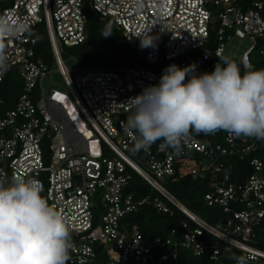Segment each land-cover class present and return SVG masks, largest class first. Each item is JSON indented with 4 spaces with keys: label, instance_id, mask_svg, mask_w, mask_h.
<instances>
[{
    "label": "built area",
    "instance_id": "obj_1",
    "mask_svg": "<svg viewBox=\"0 0 264 264\" xmlns=\"http://www.w3.org/2000/svg\"><path fill=\"white\" fill-rule=\"evenodd\" d=\"M0 7V16L28 29L6 41L8 68L0 72V89L9 68L17 67L23 77L12 109H5L0 97V180L42 182V195L71 231L74 247L67 264H177L178 247L213 262L231 253L247 264H264V249L253 244L258 229L264 230V165L252 158L251 173L241 181L226 171L228 159L243 160L254 151V139L225 132L224 141L208 143L206 136L190 135L179 152L162 147V141L134 152L136 133L121 127L130 100L158 84L169 65L195 64L197 74L210 73L238 37L251 42L235 61L245 71L257 44L264 48V1L240 6L237 0H0ZM89 9L109 18L142 61L115 67L75 61L69 67L68 49L88 38ZM40 25L50 45L47 61L36 58ZM47 78L53 83L49 90ZM187 153L196 155L187 161ZM185 163L193 179L208 181L204 200L222 210L223 220L203 221L160 183ZM228 168L233 170L232 164ZM133 173L158 194L128 192ZM147 205L171 215L174 206L197 227L184 222L180 242H147L136 226L124 231L122 218ZM156 248L165 251L157 256Z\"/></svg>",
    "mask_w": 264,
    "mask_h": 264
},
{
    "label": "clouds",
    "instance_id": "obj_2",
    "mask_svg": "<svg viewBox=\"0 0 264 264\" xmlns=\"http://www.w3.org/2000/svg\"><path fill=\"white\" fill-rule=\"evenodd\" d=\"M26 31L25 24L0 16V72L8 68L6 41ZM218 58L210 73L197 74L195 64L169 65L158 84L130 100V115L121 127L136 133L134 152L147 151L157 141L179 152L192 132L224 130L264 140V68L245 61L242 74L229 56ZM43 191L35 178L0 180V264H67L74 247L71 231ZM233 259L247 264L244 256Z\"/></svg>",
    "mask_w": 264,
    "mask_h": 264
},
{
    "label": "trees",
    "instance_id": "obj_3",
    "mask_svg": "<svg viewBox=\"0 0 264 264\" xmlns=\"http://www.w3.org/2000/svg\"><path fill=\"white\" fill-rule=\"evenodd\" d=\"M253 1L261 0H237L238 5H247ZM264 1V0H262ZM1 8V7H0ZM1 10V9H0ZM88 38L80 45L68 49L70 53L78 57L81 64H88L95 67H115L119 65H130L141 62V57L128 45L122 32L109 19L99 16L90 11ZM38 44L36 49V58L48 60L51 55L49 40L44 26H38ZM110 33V34H109ZM109 34V35H105ZM264 56V54H261ZM251 63V62H250ZM252 64V63H251ZM257 68L256 65H252ZM260 68H264V60L260 63ZM241 73H244L242 67ZM23 92V77L20 69L11 67L1 84L0 97L4 100V108L12 109L20 94ZM226 131L220 130L215 134H204L192 132L194 136H206L208 143L224 141ZM243 137V136H241ZM240 137V138H241ZM254 139L256 148L243 160L238 157L228 159L226 165L232 164L230 170L227 166L226 171L232 175L234 181H241L243 177L251 173L250 160L258 158L264 165V140ZM194 153L185 154L187 161H191ZM187 166L182 171L177 170L173 177L166 178V189L192 213L209 224H216L223 220L226 215L218 207H210L204 200L205 193L209 186L207 180L193 179L190 173L186 172ZM136 174V173H135ZM128 192L136 196L145 194H158L157 191L149 185L138 174L132 175L129 185L126 187ZM174 213H163L156 210L153 206L142 207L138 212L126 214L121 221V228L125 231L130 227L136 226L143 234L147 242H152L157 238L169 239L173 242H180L183 234L187 231L183 223L187 222L188 227L195 228L197 225L182 211L172 206ZM174 231V232H173ZM259 237L254 246L264 249V230L258 229ZM165 248H156L157 256L164 252ZM179 259L177 264H235L233 254L224 253L218 262H213L207 255L196 256L192 251L178 247ZM167 264V263H162Z\"/></svg>",
    "mask_w": 264,
    "mask_h": 264
},
{
    "label": "rangeland",
    "instance_id": "obj_4",
    "mask_svg": "<svg viewBox=\"0 0 264 264\" xmlns=\"http://www.w3.org/2000/svg\"><path fill=\"white\" fill-rule=\"evenodd\" d=\"M250 44L251 42L248 40V38L240 39L238 37H234L227 45L225 49V55L229 56L234 61H238L241 59L243 52L250 46ZM263 50H264L263 45L257 44V49L250 56V62L252 63V65H256L257 67L255 69H261L259 65L264 60V56L261 55V51ZM70 54L72 55V57L67 61V65L69 67H73L75 64V61L76 62L78 61V57L76 55H73L72 53ZM54 81L59 87L64 88V83L62 82L59 76H56ZM44 86L46 90H49L53 86V83L51 82L49 78H47L44 81ZM186 166L188 167L189 164L185 163V168ZM133 175H136V174L133 173ZM159 181L165 188L167 187L166 180L160 179ZM152 194H155V193H152Z\"/></svg>",
    "mask_w": 264,
    "mask_h": 264
},
{
    "label": "snow or ice",
    "instance_id": "obj_5",
    "mask_svg": "<svg viewBox=\"0 0 264 264\" xmlns=\"http://www.w3.org/2000/svg\"><path fill=\"white\" fill-rule=\"evenodd\" d=\"M57 99H61V100H62V99H63V97H57Z\"/></svg>",
    "mask_w": 264,
    "mask_h": 264
}]
</instances>
